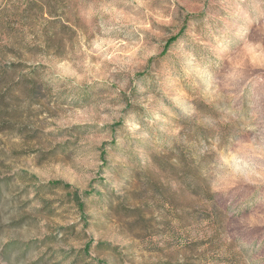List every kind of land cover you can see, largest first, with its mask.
Wrapping results in <instances>:
<instances>
[{"label":"rangeland","instance_id":"1","mask_svg":"<svg viewBox=\"0 0 264 264\" xmlns=\"http://www.w3.org/2000/svg\"><path fill=\"white\" fill-rule=\"evenodd\" d=\"M3 68L0 264H264V0H0Z\"/></svg>","mask_w":264,"mask_h":264},{"label":"trees","instance_id":"2","mask_svg":"<svg viewBox=\"0 0 264 264\" xmlns=\"http://www.w3.org/2000/svg\"><path fill=\"white\" fill-rule=\"evenodd\" d=\"M46 4L49 6L50 4H52V0H46ZM13 65H14V69H18V66H19L18 64L15 63ZM8 78H9V70L7 68H3L1 73H0V83L1 84H5L7 82V80H8ZM25 78H27V77L21 75L18 78L17 82H21ZM15 83L16 82H14L13 84H15ZM37 86H38V83L34 82V80H33L32 84H31V87L29 88L30 89L29 91L35 90L37 88ZM10 90H11L10 87L1 88V90H0V99L2 100V102H7L8 98L15 97V94H9ZM1 125H3V124H0V127H1ZM61 184H62L61 182H57V183H55L53 185H61ZM65 187L68 189L70 186L66 185ZM74 196H75L76 200L79 202L80 201V196L76 195V194Z\"/></svg>","mask_w":264,"mask_h":264}]
</instances>
